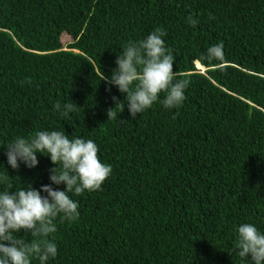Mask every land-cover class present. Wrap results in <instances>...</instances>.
I'll use <instances>...</instances> for the list:
<instances>
[{
  "label": "trees",
  "instance_id": "obj_1",
  "mask_svg": "<svg viewBox=\"0 0 264 264\" xmlns=\"http://www.w3.org/2000/svg\"><path fill=\"white\" fill-rule=\"evenodd\" d=\"M158 28L186 99L167 109L162 92L131 118L101 74ZM221 42L224 60H207ZM113 96L125 109L108 120ZM52 130L94 141L112 173L69 194L79 217L54 221L46 264H252L234 246L241 224L264 233V0H0V193L51 184L47 153L12 169L5 146Z\"/></svg>",
  "mask_w": 264,
  "mask_h": 264
},
{
  "label": "clouds",
  "instance_id": "obj_2",
  "mask_svg": "<svg viewBox=\"0 0 264 264\" xmlns=\"http://www.w3.org/2000/svg\"><path fill=\"white\" fill-rule=\"evenodd\" d=\"M187 23L195 27L198 20L189 16ZM166 35V31L158 28L144 40L129 42L115 61L118 67L112 76L101 74V80L126 94L131 118L151 108L162 92L166 94L162 104L167 109L178 108L186 99L184 93L190 81L179 78L182 74L173 71L175 57L166 47L163 39ZM223 48L222 42L209 47L205 58L223 61ZM198 70L201 72L202 68ZM112 100L115 107L107 110L108 120L117 117L116 109L120 113L125 109V101H119L116 96ZM76 107L74 102L64 104L61 115L68 117ZM54 108L59 111L61 104L57 102ZM5 147L12 169H19L20 163L29 169L36 167L37 153H47L56 167L50 169L51 184L42 185L39 190L28 184L12 191L14 186L9 184V190L0 193V264H31L32 258L46 264L58 253L57 244L49 239L57 231L54 221L58 217L68 221L79 217L78 202L69 194L100 190L112 173V167L101 162L94 141L70 139L65 131H38L28 139L17 137ZM53 184H64L66 189H53ZM42 192L47 195H41ZM21 231L29 232L35 239L16 238L14 233ZM238 233L234 246L236 255L241 260L250 259L252 264H264V233L248 223L241 224Z\"/></svg>",
  "mask_w": 264,
  "mask_h": 264
},
{
  "label": "rangeland",
  "instance_id": "obj_3",
  "mask_svg": "<svg viewBox=\"0 0 264 264\" xmlns=\"http://www.w3.org/2000/svg\"><path fill=\"white\" fill-rule=\"evenodd\" d=\"M198 67V66H197ZM198 69H200L199 67H198Z\"/></svg>",
  "mask_w": 264,
  "mask_h": 264
}]
</instances>
